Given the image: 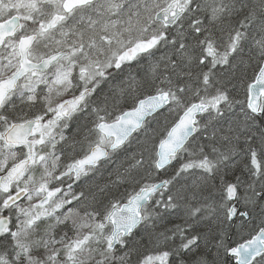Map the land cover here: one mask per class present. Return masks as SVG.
<instances>
[{
	"label": "snow or ice",
	"instance_id": "1",
	"mask_svg": "<svg viewBox=\"0 0 264 264\" xmlns=\"http://www.w3.org/2000/svg\"><path fill=\"white\" fill-rule=\"evenodd\" d=\"M0 264H264V0H0Z\"/></svg>",
	"mask_w": 264,
	"mask_h": 264
}]
</instances>
